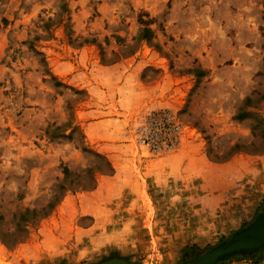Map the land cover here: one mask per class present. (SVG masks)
Returning <instances> with one entry per match:
<instances>
[{"label": "rangeland", "instance_id": "rangeland-1", "mask_svg": "<svg viewBox=\"0 0 264 264\" xmlns=\"http://www.w3.org/2000/svg\"><path fill=\"white\" fill-rule=\"evenodd\" d=\"M260 158L264 0H0V264H194L264 213L228 181Z\"/></svg>", "mask_w": 264, "mask_h": 264}, {"label": "water", "instance_id": "water-1", "mask_svg": "<svg viewBox=\"0 0 264 264\" xmlns=\"http://www.w3.org/2000/svg\"><path fill=\"white\" fill-rule=\"evenodd\" d=\"M264 247V213L237 231L229 239L207 250L194 264H218L233 255H251ZM95 264H131L127 259L114 256Z\"/></svg>", "mask_w": 264, "mask_h": 264}, {"label": "crops", "instance_id": "crops-1", "mask_svg": "<svg viewBox=\"0 0 264 264\" xmlns=\"http://www.w3.org/2000/svg\"><path fill=\"white\" fill-rule=\"evenodd\" d=\"M262 159H264V158L256 159L255 161L264 162V160H262ZM235 164H236V161H229V162H227L225 164H216V163L208 162L205 165H203L200 168H198L197 171H195L196 168H197L196 166L193 167V166H191V165L189 166L187 164L188 166L185 165V167H184V171H186V170L189 171L188 174L185 176L186 178L181 177V174H180V177L183 178V180H182L183 182H187V183L190 184V182L194 181V178H191V177L195 176V175H192V173H193V171L196 172V176L200 180V183H198L196 185V188L199 190V193H198L199 194V200L203 203L202 208L204 207L205 209L212 210L214 208L213 205H212V201L214 200L215 197H217L220 194V189H217L220 186H218L216 184L209 185V183H211V181H212V183H214V181H213V180H215L214 176H216V177L220 176V174L217 173V172L223 171V169H228V168H230L232 166H235ZM118 165H119V163H118ZM262 166H264V165H262ZM262 166L260 164H257L256 166L254 165L252 168L247 167L249 169V171L252 172V175H249V176L247 175V178H243L241 180L243 182H241V183H239L240 182L239 180L236 181L238 176H236L235 178H233V177L230 178L228 176V178H229L228 181H229V183H232L233 185L237 183V185L240 184L243 187L244 186L246 187L247 184L248 185H250L251 183L254 184L256 179L257 180L261 179V174L260 173L262 171H264V168H262ZM187 167H189V168H187ZM247 168L246 167L244 168L245 171H247ZM178 171L179 172L181 171V167L179 168ZM210 172H212V173H210ZM225 183H226V181H225ZM215 188H216V190H215ZM215 192H218V193L216 194ZM248 192H249V186L247 187V194H248ZM221 194H223V193H221ZM251 195L253 196V192L251 193Z\"/></svg>", "mask_w": 264, "mask_h": 264}, {"label": "built area", "instance_id": "built-area-1", "mask_svg": "<svg viewBox=\"0 0 264 264\" xmlns=\"http://www.w3.org/2000/svg\"><path fill=\"white\" fill-rule=\"evenodd\" d=\"M167 121H168V122H171V121L168 120V118L166 117V118H165V122H164V124H165V125H168V127H170V126L172 125V123H167ZM173 129L175 130V127H173ZM169 130H170V131H173L172 129H169Z\"/></svg>", "mask_w": 264, "mask_h": 264}, {"label": "bare ground", "instance_id": "bare-ground-1", "mask_svg": "<svg viewBox=\"0 0 264 264\" xmlns=\"http://www.w3.org/2000/svg\"><path fill=\"white\" fill-rule=\"evenodd\" d=\"M262 249V248H261Z\"/></svg>", "mask_w": 264, "mask_h": 264}]
</instances>
